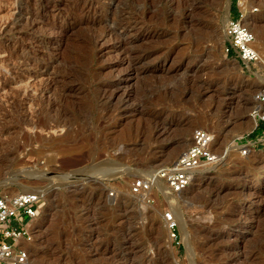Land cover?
I'll return each mask as SVG.
<instances>
[{"label": "rangeland", "instance_id": "374dc122", "mask_svg": "<svg viewBox=\"0 0 264 264\" xmlns=\"http://www.w3.org/2000/svg\"><path fill=\"white\" fill-rule=\"evenodd\" d=\"M84 1L0 0V194L46 193L33 237L23 239L32 260L264 264V150L234 145L254 125L264 65L224 52L233 0ZM188 2L201 5L202 27L186 21ZM246 2L264 54V0ZM120 14L136 24L124 37L150 66L130 81L127 52L99 35ZM197 127L214 134L219 162L182 192L163 185L152 201L134 194L132 180L177 158ZM167 211L184 218L181 245Z\"/></svg>", "mask_w": 264, "mask_h": 264}, {"label": "built area", "instance_id": "2783aa9c", "mask_svg": "<svg viewBox=\"0 0 264 264\" xmlns=\"http://www.w3.org/2000/svg\"><path fill=\"white\" fill-rule=\"evenodd\" d=\"M238 15L230 14L225 24L224 52L251 67L262 62V50L258 46L255 31L243 18L247 13L246 0H236ZM257 105L251 110L254 125L236 136L234 145L242 154L264 150V83L255 92ZM219 162L214 149V134L205 127L193 131L192 141L174 160L159 165L146 176L135 177L131 182L134 194L148 201L154 199V191L166 186L171 192L179 193L187 189L200 169ZM162 189V188H161ZM159 189V191H161ZM46 193L43 190L21 191L16 194H0V264H39L32 260L30 249L23 239L31 240L33 232L30 221L41 211ZM169 236L181 245L179 222L171 211L165 214Z\"/></svg>", "mask_w": 264, "mask_h": 264}, {"label": "bare ground", "instance_id": "6f19581e", "mask_svg": "<svg viewBox=\"0 0 264 264\" xmlns=\"http://www.w3.org/2000/svg\"><path fill=\"white\" fill-rule=\"evenodd\" d=\"M74 1H76V0H74ZM100 1V0H99ZM109 1V0H108ZM171 1V0H170ZM175 1V0H174ZM179 0H177V2H178ZM184 1V0H183ZM187 1V0H186ZM189 1V0H188ZM192 1V0H191ZM84 2H86V0L84 1ZM103 2V1H102ZM185 2V1H184ZM90 3V2H89ZM94 3V2H93ZM97 3H98V1H97ZM173 3V2H172ZM179 3L180 2H178V4L177 5H179ZM201 3V2H200ZM45 4V3H44ZM175 4V3H174ZM182 4H185V3H182ZM182 4H181V7H182ZM84 5H85V3H84ZM81 6V5H80ZM96 6V5H95ZM94 6V7H95ZM93 7V6H92ZM185 13H186V17H187V22H189V24H190V26H192L193 28H196L197 26H199V28L200 27H202L200 24H202L201 23V19H200V13H198V15L199 16H197L196 14H197V11L198 10H200V8H201V5L199 4V3H195V2H188V3H186V5H185ZM246 8L248 9L249 7H248V5H246ZM85 9V8H84ZM93 9V8H92ZM99 10V9H98ZM202 10H203V8H202ZM93 11V10H92ZM95 11H96V9H95ZM183 11V10H182ZM249 11V10H248ZM83 12V11H82ZM202 13H203V11H201ZM126 13V12H125ZM184 13V14H185ZM118 15V14H117ZM121 16H119V17H117V18H115V19H113L112 21H110V22H108L106 25H105V28L104 29H101V30H103L102 31V33L100 34L99 33V35L100 36H110V37H112V39H113V37L114 38H117V42H115V44H114V46H117L116 48H119V49H124L125 51L124 52H127L126 53V56H125V58L124 59H126V61L128 62V70H127V72H125V74L122 76L123 77V80L124 81H130L131 79H134V78H139V77H141V75H143L144 73H146L149 69H150V66H148V65H145V64H143V62L146 60L145 58L148 56V54H143V52H142V54L140 53V54H138L139 53V50L137 49V47H136V44H137V42H135L134 43V40H128V39H126L125 37H124V34H125V36H127L126 35V33L127 32H129L130 31V29H131V27L132 26H134V25H136V24H134V25H131L132 23H131V20L128 18V17H126V16H122V14H120ZM125 15V14H124ZM137 15V14H136ZM249 15V13L247 12L246 14H245V16H244V18H243V20H244V22L245 23H247V24H249L250 26H251V24H250V21L248 20V16ZM251 15V14H250ZM131 16V15H130ZM135 17V16H134ZM141 17V16H140ZM201 17H203V16H201ZM133 18V17H132ZM228 18L229 17H227V20H228ZM1 19H3V18H1ZM35 19V18H34ZM186 19V18H185ZM100 20V19H99ZM203 20V19H202ZM31 21V20H30ZM135 21V20H134ZM3 22V21H2ZM5 22V21H4ZM3 22V23H4ZM13 22V21H12ZM185 22V21H184ZM3 23H1L0 24V26L3 24ZM33 23V22H32ZM135 23V22H134ZM34 24H36L35 22H34ZM100 24H102V23H100ZM188 24V23H187ZM9 25V24H8ZM146 25V24H145ZM104 26V25H103ZM148 26V25H147ZM152 26V25H151ZM150 26V27H151ZM142 27V26H141ZM145 27V26H144ZM188 27V26H187ZM191 27V28H192ZM137 28V27H136ZM135 28V29H136ZM193 28L191 29V30H193ZM2 29V28H1ZM58 29V28H57ZM148 29V28H147ZM197 29V28H196ZM196 29H195V31H196ZM6 30V29H5ZM66 30V29H65ZM64 30V31H65ZM138 30V29H137ZM141 30V29H140ZM55 31H56V28H55ZM195 31H193V32H195ZM60 32H61V30H60ZM59 32V33H60ZM131 32V31H130ZM54 33V32H53ZM58 33V32H57ZM63 33V32H62ZM133 33V32H132ZM128 34V33H127ZM139 36V35H138ZM147 36V33L145 32V33H143V34H141V36H140V38H145ZM154 36V35H153ZM95 37V36H94ZM96 37H98V36H96ZM103 38V37H102ZM150 38V37H149ZM104 39V38H103ZM110 40H111V38H109ZM139 39V38H138ZM95 40H97V38L95 39ZM102 40V39H101ZM116 40V39H115ZM97 41H99V40H97ZM95 42V41H94ZM101 44V43H100ZM103 45V44H102ZM115 48V47H114ZM112 49V48H111ZM136 49L138 50V52L136 51ZM102 50V49H101ZM104 50V49H103ZM116 50V49H115ZM135 51H136V53H135ZM135 54H134V53ZM151 52V51H150ZM102 53V52H101ZM26 61V60H25ZM54 63V62H53ZM146 63H148V62H146ZM261 64H263L264 65V54L262 55V63ZM44 67V66H43ZM45 69V68H44ZM47 70V69H46ZM44 71V70H43ZM48 72V71H47ZM50 74V73H49ZM1 75V74H0ZM261 79H263L264 80V77H263V75H261V74H259L258 75ZM19 77H22V76H19ZM56 77H54V79H55ZM30 79V78H29ZM57 79V78H56ZM18 80V79H17ZM53 80V77L51 78V80H49L50 82ZM123 80H119L118 79V81H114V83H116L117 84V89H119V87H120V85H122V84H120L119 85V83H123L124 81ZM19 81V80H18ZM40 81V80H39ZM42 81V80H41ZM47 81V80H46ZM56 81V80H55ZM54 81V82H55ZM23 82H24V80H23ZM26 82V81H25ZM27 82H28V80H27ZM27 82H26V84H25V86H27L28 84H27ZM36 82V81H35ZM43 82V81H42ZM53 82V81H52ZM22 83V82H21ZM29 83V82H28ZM37 84V83H36ZM111 84V83H110ZM23 85V84H22ZM29 85H31V84H29ZM34 85V84H33ZM39 85V84H38ZM125 85V84H124ZM35 86V85H34ZM37 86V85H36ZM42 86V85H41ZM41 86H40V88H41ZM46 86V85H45ZM114 86V85H113ZM112 86V87H113ZM5 87V86H4ZM20 87V86H19ZM22 87V86H21ZM29 87V86H28ZM27 87V88H28ZM37 87H39V86H37ZM107 88H108V86H106ZM106 88V89H107ZM111 88V87H110ZM25 89V91L27 90L26 88H24ZM36 89V88H35ZM34 89V87H33V91L35 90ZM50 89V88H49ZM109 89V88H108ZM113 89H114V87H113ZM113 89H111V90H113ZM41 90V89H40ZM36 91H38V89L36 90ZM47 91V90H46ZM109 91V90H108ZM23 92H24V90H23ZM29 92H31V91H29ZM42 92H43V89H42ZM119 92V91H118ZM117 92V93H118ZM22 93V92H21ZM34 93V92H33ZM37 93V92H36ZM41 93V92H40ZM44 93V92H43ZM104 93V92H103ZM105 94V93H104ZM25 95V94H24ZM29 96V95H28ZM34 95L32 94V97H33ZM37 96V95H36ZM35 96V97H36ZM105 96V95H104ZM109 96V95H108ZM110 96H111V92H110ZM43 97V96H42ZM26 98V97H25ZM31 98V97H30ZM104 98V97H103ZM29 99V98H28ZM35 99V98H34ZM123 100V99H122ZM31 101V100H30ZM35 101V100H34ZM32 104H33V102H32ZM33 106V105H32ZM28 107V106H27ZM35 107V106H34ZM32 108L30 107V110H31ZM33 110V109H32ZM33 112H34V110H33ZM33 124V123H32ZM32 126V125H31ZM35 126V125H34ZM42 126V125H41ZM37 127V126H36ZM43 127V126H42ZM48 127V126H47ZM251 127H252V125H248L246 128H245V130H249V129H251ZM38 128V127H37ZM162 129V128H161ZM161 129H160V131H161ZM183 129V128H182ZM163 130V129H162ZM160 131H159V133H160ZM183 133V132H182ZM187 135V134H186ZM181 143V142H180ZM177 146V145H176ZM174 147L173 148V150L170 152V154H173V153H175L176 151H177V149H179L178 147ZM181 147H182V143H181V145H180ZM180 147V148H181ZM164 152V151H163ZM177 153V152H176ZM3 160V159H2ZM221 161H223V160H221ZM200 170H202V169H200ZM32 175V177H33V174H27V175H25V176H31ZM35 177V176H34ZM15 178V176H12V179H14ZM17 178V177H16ZM15 178V179H16ZM197 177H196V175L194 176V179H193V181H192V183L195 181V179H196ZM4 181V180H3ZM5 182V181H4ZM7 182V181H6ZM5 182V184H7ZM31 182H32V180H31ZM191 183V184H192ZM28 184V183H27ZM29 185V184H28ZM166 187V186H165ZM167 188V187H166ZM33 190H40V189H38L37 187H34V186H29L28 188H26V189H24V191H33ZM167 190H168V192L169 193H171V194H175L174 192H171L168 188H167ZM119 210V209H118ZM122 210V209H121ZM179 214H180V212H179ZM178 215V214H177ZM179 216V215H178ZM184 218H180V217H178V220H179V222L181 223L182 222V220H183ZM126 223V222H125ZM128 225H130V224H128ZM186 227V226H185ZM135 230V229H134ZM264 233V232H263ZM261 235H262V233H261ZM127 236V235H126ZM128 236H129V234H128ZM139 236V235H138ZM263 236H264V234H263ZM262 236V237H263ZM130 237H132V236H130ZM130 237H128V238H130ZM261 238V237H260ZM128 240V239H127ZM260 240V239H259ZM261 241V240H260ZM262 242V241H261ZM234 248V247H233ZM138 255V254H137ZM150 260V259H149ZM118 261V260H117ZM39 262H44V263H46V264H52V262L50 263V262H48V261H39Z\"/></svg>", "mask_w": 264, "mask_h": 264}, {"label": "trees", "instance_id": "16d2710c", "mask_svg": "<svg viewBox=\"0 0 264 264\" xmlns=\"http://www.w3.org/2000/svg\"><path fill=\"white\" fill-rule=\"evenodd\" d=\"M235 8L236 13L238 15V11H237V5H236V0H233V4H232V9ZM261 126H264V121L261 122Z\"/></svg>", "mask_w": 264, "mask_h": 264}, {"label": "crops", "instance_id": "0c3cea01", "mask_svg": "<svg viewBox=\"0 0 264 264\" xmlns=\"http://www.w3.org/2000/svg\"><path fill=\"white\" fill-rule=\"evenodd\" d=\"M232 10H233V9L231 8V14H232ZM237 11H238V8H237Z\"/></svg>", "mask_w": 264, "mask_h": 264}]
</instances>
